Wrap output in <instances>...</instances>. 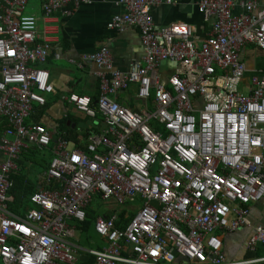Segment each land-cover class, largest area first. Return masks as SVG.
Listing matches in <instances>:
<instances>
[{"label":"built area","instance_id":"1","mask_svg":"<svg viewBox=\"0 0 264 264\" xmlns=\"http://www.w3.org/2000/svg\"><path fill=\"white\" fill-rule=\"evenodd\" d=\"M39 1L44 22L87 3ZM27 2L0 0V116L8 127L0 137V264H75L71 222L84 220L94 195L116 206L94 221L104 247L85 251L92 264H229L217 233L239 228L252 231L246 251L264 246V228L251 226L245 207L264 198V72L248 75L241 60L245 47L264 51V5L249 0L234 15L230 0H199L198 11L213 20L199 39L186 24L153 27L150 10L161 0H122L124 12L106 28L137 30L142 58L125 75L113 70L106 49L88 57L104 130L88 135L84 150L55 141L44 176L58 188L32 193L33 208L20 218L7 210L8 176L22 150L49 145L46 130L24 119L53 92L47 72L28 66L44 63L49 40L24 14ZM128 86L136 87L139 108L109 99ZM68 102L94 116L88 98ZM137 201L119 230L120 207Z\"/></svg>","mask_w":264,"mask_h":264},{"label":"crops","instance_id":"2","mask_svg":"<svg viewBox=\"0 0 264 264\" xmlns=\"http://www.w3.org/2000/svg\"><path fill=\"white\" fill-rule=\"evenodd\" d=\"M29 1L33 2L29 3ZM86 1L87 3L79 4L76 7L69 5L71 10L69 16L64 17L59 12H55L47 22L43 21L42 2L39 0H28L24 8V14L32 15L35 18L38 34L44 31L49 40L48 55L44 63H34L28 66L31 69H40L47 72L48 84L53 88V92L40 95L44 104L41 106L31 105L30 112L24 119L26 124L43 127L49 135V145L46 148H39L47 156L38 158L37 155L34 158L43 159L44 163L47 162V166L50 159L53 158L51 149H53L58 138L67 142L69 150H84L88 135L98 134L104 130L102 115L97 112L94 104L98 93H100V81L95 77L96 68L88 61V57L101 49H106L109 52L113 70L126 75L132 63L139 62L143 54L137 30L126 28L119 33L109 31L106 28L113 16L124 12V7L121 4L122 0ZM230 1L233 4L232 11L234 15H238L242 12L240 4L249 0ZM255 1L259 5H264V0ZM198 2L199 0H170V2L161 0L159 5L152 7L150 10L153 27L161 29L172 24H186L193 27L194 36L199 39L207 38L213 20L211 18L205 20L197 9ZM26 8L27 12L25 11ZM245 51L248 57L253 55V51L264 53V51L248 46L242 51L241 60ZM249 62L251 67L246 68L242 61L248 75L253 72H264V69L257 67L259 62L256 63V60L252 57H250ZM135 92V86H128L125 90L110 96L109 99L129 109H136L139 108L138 106L141 103L134 100ZM70 95L88 98L91 102V108L95 111L94 114L100 116L95 118L74 109L68 102ZM147 106H151V100L147 102ZM7 128L6 119L0 116V137ZM29 148L32 149L31 147L26 149ZM20 159L22 160V157L18 155L14 160L16 171L9 174L8 180L11 183L10 188H12L14 184L13 177L21 176L23 178L20 183H17L15 194L22 195L24 198L21 196L16 198L7 192L8 201L6 206L10 214L21 218L26 209L33 208L28 200L32 193L39 189H57L58 184L46 180L44 173L47 167L33 164L30 168L20 170L17 163V160ZM28 162L30 160L26 161V163ZM94 196L85 208L90 211L96 210L98 217L109 215L113 208H103L99 203H104ZM94 200H97L98 204L91 207L90 204ZM131 204L136 205L131 206ZM139 205L140 202L137 201L126 204L119 209V213L122 210L126 211L122 217L123 224L117 227L119 230L126 228ZM245 207L248 210L246 216L251 226L264 228V198ZM95 219L91 221L92 224H94ZM76 232L72 240L74 242H70L76 250L75 264H92V259L85 254V251L90 249L78 244ZM251 232L249 228H239L233 233H217L221 241L220 255L225 263L264 264V246L257 245L252 251L244 249V244L250 237ZM91 251H99V249Z\"/></svg>","mask_w":264,"mask_h":264},{"label":"trees","instance_id":"3","mask_svg":"<svg viewBox=\"0 0 264 264\" xmlns=\"http://www.w3.org/2000/svg\"><path fill=\"white\" fill-rule=\"evenodd\" d=\"M91 103V102H90ZM93 107V106H92ZM100 116L99 114H94L93 117H98ZM31 147L32 149H24L21 151V153L19 154V156L21 155L22 157V160H17L18 162V166L20 168V170H25L27 168H30L34 165L36 166H44V168L47 167V162L44 163L43 159H34L35 158V155L41 150L39 149L38 147L36 146H29ZM27 160H30V162L26 163ZM27 164V165H26ZM13 181H14V184L12 186V188H10L8 190V193L12 194L14 197L18 198V197H22L24 198L22 195H18V194H15V187H17V183H20L23 178L21 176H16V177H13L12 178ZM17 191V189H16ZM30 195V194H29ZM28 195V196H29ZM27 196V197H28ZM97 200H99L98 198V195H95L94 196ZM126 213L125 210H122L119 214H118V217H119V221L116 223V227H119L121 226V224H123V221H122V217L123 215ZM97 211L96 210H92L90 211L89 209H84V220L81 222V223H75V222H71L72 226L75 227V230L78 231V232H81V233H84L86 231V229L88 228V224L91 223V221H93L97 216ZM91 262V261H90Z\"/></svg>","mask_w":264,"mask_h":264},{"label":"rangeland","instance_id":"4","mask_svg":"<svg viewBox=\"0 0 264 264\" xmlns=\"http://www.w3.org/2000/svg\"><path fill=\"white\" fill-rule=\"evenodd\" d=\"M32 2L33 1H29V3H32ZM25 11L27 12V8ZM252 54H253L252 56L248 57L247 52L245 51L244 54L242 55V61H243L244 65L246 66V68L251 67L249 60H250V57H252V59L256 60V63L259 62V65H257V67L264 69V53L253 51ZM138 107H140V106H138ZM37 155H38V158L42 157V156H45V157L47 156L43 150H40L35 155V158L37 157ZM96 204H98L97 200L96 201L94 200L90 204V206L95 207ZM99 204L102 205L103 208H113L114 206H116V205L111 204V203H104V204L99 203ZM135 205L136 204H131V206H135ZM76 237H77V242L79 245L84 246L86 248H89L90 250H95V249L100 250L104 247V243L102 242V240L97 235L94 234L92 223L88 224V228L86 229V231L84 233L78 234V232H76ZM76 237H75V239H76ZM70 242L73 243L74 241L70 240Z\"/></svg>","mask_w":264,"mask_h":264},{"label":"snow or ice","instance_id":"5","mask_svg":"<svg viewBox=\"0 0 264 264\" xmlns=\"http://www.w3.org/2000/svg\"><path fill=\"white\" fill-rule=\"evenodd\" d=\"M26 230V229H25Z\"/></svg>","mask_w":264,"mask_h":264},{"label":"water","instance_id":"6","mask_svg":"<svg viewBox=\"0 0 264 264\" xmlns=\"http://www.w3.org/2000/svg\"><path fill=\"white\" fill-rule=\"evenodd\" d=\"M173 67V66H172Z\"/></svg>","mask_w":264,"mask_h":264}]
</instances>
